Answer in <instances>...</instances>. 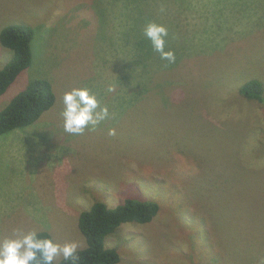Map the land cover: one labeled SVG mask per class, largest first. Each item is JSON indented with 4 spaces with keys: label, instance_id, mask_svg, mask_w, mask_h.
I'll return each instance as SVG.
<instances>
[{
    "label": "rangeland",
    "instance_id": "rangeland-1",
    "mask_svg": "<svg viewBox=\"0 0 264 264\" xmlns=\"http://www.w3.org/2000/svg\"><path fill=\"white\" fill-rule=\"evenodd\" d=\"M99 1L0 0V28L37 26L0 110L33 79L56 97L0 135V264H28L40 230L54 261L85 245L77 219L92 191L108 206L129 196L159 205L151 221L106 237L116 264H264V102L238 91L251 79L264 87V0L146 5L148 34L170 52L145 75L130 74L119 33L108 47ZM11 55L0 45V68Z\"/></svg>",
    "mask_w": 264,
    "mask_h": 264
},
{
    "label": "trees",
    "instance_id": "trees-1",
    "mask_svg": "<svg viewBox=\"0 0 264 264\" xmlns=\"http://www.w3.org/2000/svg\"><path fill=\"white\" fill-rule=\"evenodd\" d=\"M103 1L107 7H99L98 4L96 6L102 10L101 22L106 25L108 23L111 29L108 47L112 52L116 50L113 37L119 33L116 37L121 36L128 47L129 53L125 57L128 59V68L132 70L130 74L145 75L154 60L162 58L165 61L166 54L170 52L169 42L162 36L151 37L148 34L149 17L144 19L143 15L144 7L147 5L149 9L157 0ZM160 1L163 5L169 3V0ZM117 27L120 30L117 31ZM36 28L37 26L28 22L16 20L0 28V45L12 52L10 59L0 68V96L30 65L31 42ZM238 91L247 99L264 102V87L259 80L245 81ZM55 99L48 80L33 79L0 110V135L33 124L54 104ZM92 194V203L80 211L77 219L85 245L69 250L60 260L54 261V239L48 231L40 230L33 233L26 244L28 264H116L120 260V254L116 248L105 246L106 237L115 233L121 224L151 221L159 210V205L154 200L129 196L115 206H108L97 193L92 191Z\"/></svg>",
    "mask_w": 264,
    "mask_h": 264
},
{
    "label": "crops",
    "instance_id": "crops-1",
    "mask_svg": "<svg viewBox=\"0 0 264 264\" xmlns=\"http://www.w3.org/2000/svg\"><path fill=\"white\" fill-rule=\"evenodd\" d=\"M29 240V239H28ZM28 242V241H27Z\"/></svg>",
    "mask_w": 264,
    "mask_h": 264
}]
</instances>
